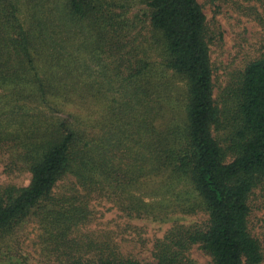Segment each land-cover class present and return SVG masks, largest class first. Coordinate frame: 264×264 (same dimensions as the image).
Returning a JSON list of instances; mask_svg holds the SVG:
<instances>
[{"label": "trees", "instance_id": "obj_1", "mask_svg": "<svg viewBox=\"0 0 264 264\" xmlns=\"http://www.w3.org/2000/svg\"><path fill=\"white\" fill-rule=\"evenodd\" d=\"M209 43L197 0H0V113L32 101L64 114L22 133L0 119L4 169L31 175L26 186L0 187V246L32 220L37 264H191V244L212 264H264L248 229L250 195L264 187V54L216 99ZM178 109L179 123L168 117ZM96 126L108 134L96 139ZM124 126L139 136L133 156L110 140ZM134 182L161 199L126 193ZM180 183L191 193L174 197ZM104 192L128 216L198 207L206 225L173 226L156 242L155 262L90 260L71 233L89 219L87 196Z\"/></svg>", "mask_w": 264, "mask_h": 264}, {"label": "rangeland", "instance_id": "obj_2", "mask_svg": "<svg viewBox=\"0 0 264 264\" xmlns=\"http://www.w3.org/2000/svg\"><path fill=\"white\" fill-rule=\"evenodd\" d=\"M206 16L209 30V56L212 67L213 96L218 98L222 91L231 85L244 70L248 62L264 54V9L258 0H197ZM92 72L96 78L101 77L98 67ZM105 91L102 89V92ZM106 92V91H105ZM111 94V91H108ZM104 93V92H103ZM107 93V92H106ZM4 94L0 89V95ZM11 101V108L15 106V99ZM16 111V112H15ZM5 111L0 113V119L6 120L10 130L20 133L27 132L34 124H42L53 118L64 117L62 111L49 109L40 102H28L20 111ZM74 114V111L70 110ZM175 115L168 114L169 119L179 123L181 110L174 111ZM75 116V114H74ZM75 118V117H74ZM127 119L131 115L127 114ZM80 122V119L76 120ZM78 126L75 120H72ZM114 133L115 129L110 126ZM96 139L108 134V130H101L99 126L94 129ZM123 135L117 138L110 137L114 145L122 142L120 148L127 156H133L138 148V135L132 134L130 128L119 130ZM223 133V131H221ZM138 136V137H137ZM125 140L123 141V139ZM8 146V145H7ZM0 145V187L7 184L26 186L30 182V172L24 167L15 168L9 173L4 169L9 150ZM136 157V154H135ZM67 179L66 184L73 183L74 179ZM62 184V183H61ZM137 183L126 188V193L141 195L148 202L157 203L160 195H143V190L137 188ZM78 187L80 196L85 195ZM191 193L190 186L181 184L176 186V193ZM107 192L87 196L89 219L79 224L71 233L81 247L80 253L85 258L95 260L99 255L114 253L120 258H132L141 262H155V244L175 225L185 227H204L207 215L202 209L196 207L192 212L179 207L164 206L156 208L152 214L128 216L117 206L116 197H107ZM125 202V201H124ZM250 213L248 229L256 237L264 249V187H257L249 198ZM40 230L35 221H27L16 229L15 234L5 244L0 246V264H16L22 261L28 264H37L43 260L40 255L38 239ZM191 264H212L211 257L206 254L199 244H191L185 252Z\"/></svg>", "mask_w": 264, "mask_h": 264}]
</instances>
